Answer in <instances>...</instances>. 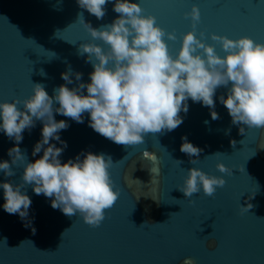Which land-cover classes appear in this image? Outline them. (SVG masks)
Listing matches in <instances>:
<instances>
[{
    "label": "water",
    "instance_id": "obj_1",
    "mask_svg": "<svg viewBox=\"0 0 264 264\" xmlns=\"http://www.w3.org/2000/svg\"><path fill=\"white\" fill-rule=\"evenodd\" d=\"M138 2L142 14H153L156 23L175 32L177 39L168 41L173 54L183 33L193 28L191 16L185 15L193 3L200 9L196 35L203 32L202 38L214 44L218 54L224 51L219 42L211 40L213 32L232 38L248 35L264 42V0ZM105 9L98 19L76 0H0V100L23 99L37 82L52 95L55 87L66 83L61 72L69 67L82 73V81H89L92 63L87 53L78 50L94 38L79 14L99 28L119 15L113 10V0ZM94 42L107 47L101 40ZM77 83L73 76L68 86ZM226 94V87L221 86L214 95L217 119H212L208 106L189 98L188 111L180 112L183 122L178 127L146 133L144 141L134 145L115 143L94 131L87 112L82 114L83 122H77L54 111L57 120L69 123L60 130L61 139L67 141L61 162L83 151L110 156L108 171L118 197L105 209L100 223L91 225L79 213L69 216L53 208L50 197L36 194L26 184L22 191L31 198L33 232L18 213L3 209L0 189V264H183L185 257H191L194 264H264V127L232 123L219 100ZM42 126L36 120L31 130L23 132L19 146L27 161L36 158L32 149ZM185 134L202 149L194 162L180 151ZM51 142L61 146L59 141ZM14 143L0 131V160H9L15 171L6 177L0 170V181L22 183L24 162L11 164L7 151ZM218 161L228 171L221 172ZM151 167L159 171L152 173ZM191 167L223 176L224 185L216 186L211 195L201 188L186 197L179 187Z\"/></svg>",
    "mask_w": 264,
    "mask_h": 264
},
{
    "label": "clouds",
    "instance_id": "obj_2",
    "mask_svg": "<svg viewBox=\"0 0 264 264\" xmlns=\"http://www.w3.org/2000/svg\"><path fill=\"white\" fill-rule=\"evenodd\" d=\"M76 2L100 19L109 0ZM113 10L119 15L99 28L85 22L83 14H79V20L94 38L82 43L78 50L80 54L87 53L92 63L89 81H82V73L69 67L61 72L66 83L55 87L52 95L37 82L32 84V93L23 99L0 100V131L15 141L7 150L11 164L24 162L22 183L0 181L2 207L10 214L18 213L24 226L31 227L33 232L35 226L29 217L31 198L22 191L26 184L36 194L50 197L53 208L69 216L79 213L91 225L100 223L105 209L118 197L108 171L112 163L110 156L83 151L74 159L61 162L60 155L67 141L61 139L60 130L68 128L69 123L57 120L54 111L77 122H83L82 114L87 112L88 124L94 131L115 143L134 145L142 143L146 133L178 127L183 122L180 112L188 111L189 98L208 106L212 119H217L214 95L217 88L225 86L227 94L219 96V100L227 108L232 123L264 127V42L248 35L232 38L213 32L211 40L219 42L224 51V55L218 54L215 45L202 38L203 32L199 37L196 35L200 9L193 3L190 12L185 13L191 16L193 28L183 33L180 46L173 54L168 41L177 39L175 32L166 31L156 23L153 14H142L138 0H113ZM97 39L107 47L94 42ZM73 76L78 83L69 87ZM36 120L43 125L32 149L36 158L27 161L19 142L24 130H31ZM51 141H59L61 146ZM181 141L180 151L194 162L202 149L186 134L181 136ZM151 158L155 160V154ZM216 166L221 172L228 171L223 162L218 161ZM0 170L6 177L15 174L9 160H0ZM150 171L157 173L159 169L151 167ZM224 183L223 176L191 167L179 188L186 197L201 188L211 195L216 186ZM183 264H194V261L185 257Z\"/></svg>",
    "mask_w": 264,
    "mask_h": 264
}]
</instances>
